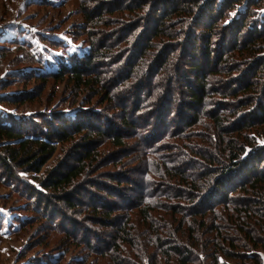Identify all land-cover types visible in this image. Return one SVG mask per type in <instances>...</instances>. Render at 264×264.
I'll return each mask as SVG.
<instances>
[{"label": "trees", "instance_id": "trees-1", "mask_svg": "<svg viewBox=\"0 0 264 264\" xmlns=\"http://www.w3.org/2000/svg\"><path fill=\"white\" fill-rule=\"evenodd\" d=\"M77 5L88 52L67 56L63 42L41 36L46 51H64L53 65L41 52L24 51L30 42L24 46L14 36L28 64L40 66L20 80L71 81L78 98L85 89L100 91L101 104L117 112L79 106L65 117L49 111L16 121L6 106H26L35 97H0V110L7 111H0V182L27 198L24 211L45 219L49 231L64 233V256L73 247L83 253L75 264L91 257L103 264H204L205 258L262 264L264 0ZM113 63L120 69L107 76L103 68ZM138 128L145 133L140 153L123 155L130 140L125 130ZM76 136L85 139L73 150ZM106 144L118 150L105 155L110 165L126 172L129 164L137 167V179L117 172L95 181L90 172L101 165ZM67 145L68 159L43 178L21 175L42 173L58 146ZM133 184L140 188L135 197L122 194ZM31 220L18 217L8 231L15 234ZM5 223L0 214V230ZM109 230V240H99Z\"/></svg>", "mask_w": 264, "mask_h": 264}, {"label": "rangeland", "instance_id": "rangeland-1", "mask_svg": "<svg viewBox=\"0 0 264 264\" xmlns=\"http://www.w3.org/2000/svg\"><path fill=\"white\" fill-rule=\"evenodd\" d=\"M33 2H37V0H0V97L18 95V98H23L24 101L26 93H30L32 95L31 98L35 97L34 102L26 106L20 107L12 105L11 107L5 105L10 110L8 116L5 113L7 111H0L7 117H10V119L13 118L16 121L20 119L27 120L32 116H38L41 112L49 111L54 112L55 115L59 114L58 112H63L57 116L65 117L66 113L73 111V108L79 106L82 108H102L101 110L107 113V115L115 116L116 110H110L106 103L101 104V97H104V94L100 93V91L92 94L88 93V90L85 89L80 92L81 96L78 98L71 81L68 82L66 80L64 82L54 83L50 80L43 83V81L39 82V80H29L23 83L20 80L23 73L35 71L37 68L40 69V66L28 64L25 56H23L25 54L24 51H29L30 53L41 52L43 58L49 60L53 65L59 57L63 56L64 51L61 48H49L50 51H46L44 49L45 46L40 42L41 36L44 38L48 37L51 41L58 40L63 42V47H66L67 50L65 53L67 56L74 54L82 57L88 52V45L85 41L86 36L78 34L83 20L77 9V0H44V3L49 7L39 6V4L35 5L36 3ZM260 12L261 10L258 11V15ZM38 33L39 37L36 36ZM14 36H16L17 40L25 42L24 46L30 42L25 46L24 51L18 49L21 46L12 44L16 42V40H11ZM75 38L77 39L75 40L76 43H73V39ZM27 40L28 42L26 43ZM2 46H5V48ZM119 66L114 63L111 65L107 64L103 70L107 72V76H110L111 70L117 71L120 69ZM15 68L20 69L16 70ZM55 68L56 66L53 67V69ZM46 69L50 70L49 67H46ZM101 69L102 67L99 70ZM106 85L108 86L109 84ZM72 105L76 106L73 107ZM27 114L29 115L28 118L21 117ZM116 121L120 123L118 119ZM127 132L129 133L128 136L130 139L126 141L129 151L122 154H127L129 157L135 155L134 157H136L142 149L143 143L140 142V139L145 137V133L139 128L137 130H125V133ZM75 138L76 141H74L73 150L79 148V145H83L81 143L85 139L79 136ZM258 141L260 144H264V137L259 138ZM76 143L79 145H76ZM68 147V145L62 148L58 146L57 154L43 167L42 173H21V175L26 179L29 178L31 182H35L34 178H43L49 170L58 167L60 163L68 159L69 152L73 151L72 149L68 151ZM100 152L104 156L101 165H97V168H93L92 172H90V174H94L93 178H96L95 181L99 180L97 178L98 175L107 173L117 176V172L128 174V178L130 179L138 178L135 172L137 167L134 168L131 164L128 165L130 169L127 172L123 170L125 169L124 166L115 167L110 165V156L105 158V155L118 152L116 148H113L110 144H106L101 147ZM128 158L125 161L127 163L129 162ZM102 179L105 183H109L104 178ZM114 185L118 186L119 184L116 182ZM139 190L140 188L133 184L125 188L123 193L122 191L120 192L126 194L127 197H135V192ZM26 201L27 198L18 196L17 192L12 193L10 188L0 182V214H3L5 222L8 223H5L7 225L0 230V264H75L77 259H82L83 253L77 247L71 248L72 251L64 256L65 251H61L64 249H62V243H60L64 233L62 231H49L46 228L45 219H37L33 217L36 215L34 212L24 211L26 209H24ZM22 216L24 218H32L29 225L15 234L9 232L7 226H15L18 223L15 225L11 223H14L18 217ZM73 219H75V216H73ZM80 219L84 226L85 224L87 225V219ZM96 229L98 228L96 227ZM110 232V230L105 233L103 232L102 239L99 240L102 242L109 240ZM94 245H96V242H94ZM61 254L64 256L62 259ZM257 254L262 259V264H264V251L260 250ZM205 260L206 258L204 259V264H208V261L205 262ZM220 260L221 262L224 261L223 258H220ZM104 261H99L96 257H91L88 264H103ZM233 264L236 263L233 262Z\"/></svg>", "mask_w": 264, "mask_h": 264}]
</instances>
